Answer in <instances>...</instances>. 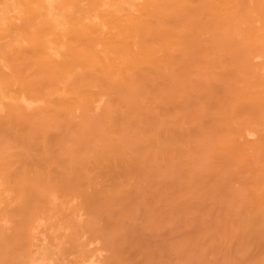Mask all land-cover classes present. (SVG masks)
Segmentation results:
<instances>
[{"label": "bare ground", "instance_id": "6f19581e", "mask_svg": "<svg viewBox=\"0 0 264 264\" xmlns=\"http://www.w3.org/2000/svg\"><path fill=\"white\" fill-rule=\"evenodd\" d=\"M45 202L43 264H264V0H0V264Z\"/></svg>", "mask_w": 264, "mask_h": 264}, {"label": "rangeland", "instance_id": "374dc122", "mask_svg": "<svg viewBox=\"0 0 264 264\" xmlns=\"http://www.w3.org/2000/svg\"><path fill=\"white\" fill-rule=\"evenodd\" d=\"M56 195H57V194H55V195H53V196H55V197L58 198L59 196H56ZM53 196H52V197H53ZM50 198H51V197H48V198H47V199H48V202H50V205H53V202H54V201H53L52 199H50ZM57 198H56L55 203H59V204L61 203L60 205L64 206V208H65V205H64V203H63V202H64V199H63L62 197H61V198H58V199H57ZM62 199H63V200H62ZM50 200H52L53 202H51ZM57 200H58V202H57ZM59 200H60V202H59ZM46 202H47V201H46ZM46 202H45V205H47L46 207L49 206V208H46L45 206H44V207H45L47 210L50 209L51 207H53V206L48 205V203H46ZM55 203H54V204H55ZM59 204H58V206H59ZM56 205H57V204H56ZM59 207H60V206H59ZM46 209H45V210H46ZM51 209L53 210V208H51ZM54 209H55V211H56L57 213H58V212L61 213V211H62V209H61V208H57V206H56V207L54 206ZM56 209H59V210L57 211ZM45 210H44V211H45ZM47 210H46L45 213H47L48 215L46 214V216H44L45 213H42V214L40 215L39 219H43V220H40V222L38 221V222H37V223H38V224H37V225H38V228H37V226H36V227L33 229V233L36 232V233H34V235L37 234L36 237H35V236L32 237V238H34L33 241H35L36 246H35V245L33 246V243H34V242H33L32 245H31V246H33V247H30L31 249H32V248H33V249L36 248L37 250H39V252H40V251L42 252V251L44 250L43 248L45 247L44 253H45V251L47 250V246H48V245H50V246H49L50 248H51L52 246L55 245V244H54V245H51V244H53V241H54V240H51L52 237H49V236H53V235H50V233H52V234L55 233V234H56V233L58 232V230H59V232H60V231H61V228H62V224H60V225H61V228H59L60 226H58L59 224L57 223V224H58V225H57L58 229H54L55 227L52 229V226L50 225V226H51V228H50V226H47V223H48V224H53V222L55 221V218H54V217L60 219V220H59V223H60L61 220L64 219V218L66 217L65 215L67 214V212H62V215H64L63 218H62L61 214L58 213L59 215H57L55 211H52V210H50V211L48 210V211H47ZM60 210H61V211H60ZM64 211H65V209H64ZM66 211H67V210H66ZM55 214H56V215H55ZM51 216H53L52 219H53L54 221H52V219H51V220L47 219V217H48V218H49V217L51 218ZM58 216H59V217H58ZM60 216H61V217H60ZM48 221H51L52 223H51V222L49 223ZM56 221H57V220H56ZM57 222H58V221H57ZM40 223H41V224H40ZM42 223H43V224H42ZM54 223H56V222H54ZM2 225L5 226L6 224L2 223ZM42 225H43V226H42ZM41 226H42V227H41ZM55 226H56V224H55ZM47 228H48V229H47ZM49 228H50L51 230H49ZM48 230L51 231V232H48ZM53 230H54L55 232H54ZM38 231H39L40 234L37 233ZM56 231H57V232H56ZM48 234H49V235H48ZM57 234H58V233H57ZM57 234H56V235H57ZM56 235H55V238H56ZM37 237H38V238H37ZM39 237H42V239L40 240ZM53 239H54V237H53ZM36 240H37V241H36ZM50 240H51L52 243L50 242ZM43 241H44V245H45L44 247L42 246V244H43L42 242H43ZM38 242H39V244H38ZM40 242H41V243H40ZM47 242H48V244H47ZM35 243H34V244H35ZM54 243H55V241H54ZM46 244H47V246H46ZM39 245H40V247H37V246H39ZM42 247H43V248H42ZM53 248H55V246H54ZM53 248H51V249H53ZM33 249H32V251H31L32 253H30V254H32V256H33L32 259H33V260H34V259L37 260L39 257L42 259V256H40L41 253H40V254L38 253V254H39L38 258H34L35 255L37 256V252H38V251H37L36 249H34V250H33ZM35 250H36V251H35ZM53 250H55V249H53ZM33 251H34V252H33ZM35 252H36V253H35ZM66 252H67V253H68V252L71 253L70 251H66ZM66 252H65V254H66ZM97 252H98V251H96L95 255H97V254H100V255H101V254L103 253V252H99V253H97ZM65 254H64V255H65ZM64 255H63V256H64ZM69 255H70V254H69ZM71 255H72V254H71ZM71 255H70V256H68V254L65 255V256H68V259H67V257H66V259H65V257H64V259L62 260V263L64 264V263L66 262V264H73V260L75 259L74 257H76V256L73 257V255H72V256H71ZM75 255H76V253H75ZM95 255H93L92 258H91L90 260L96 258ZM32 256H31V257H32ZM35 260H34V261H35ZM39 260H40V259H39ZM42 260H43V259H42ZM46 260H47V259H44V261H46ZM44 261H38V260H37V262H35V263H36V264H37V263L39 264V262H41L40 264H43L42 262H44ZM49 261H50V260H49ZM53 261H54V262H53ZM47 262H48V261H47ZM50 262H51L50 264H56L55 260H53V259H52ZM31 264H32V263H31ZM45 264H46V262H45ZM47 264H48V263H47Z\"/></svg>", "mask_w": 264, "mask_h": 264}]
</instances>
